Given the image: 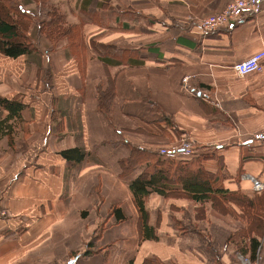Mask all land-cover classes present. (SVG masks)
Returning <instances> with one entry per match:
<instances>
[{"label":"crops","instance_id":"0c3cea01","mask_svg":"<svg viewBox=\"0 0 264 264\" xmlns=\"http://www.w3.org/2000/svg\"><path fill=\"white\" fill-rule=\"evenodd\" d=\"M228 1L53 0L65 24L78 27L83 53L69 58L66 38L49 49L32 23L33 54L42 58L40 67L49 64V84L43 68L25 67L26 56L0 53V98L20 96L25 104L21 117L8 122L12 143L0 139V264H142L147 257L163 264H241V248L264 264V235L253 223L258 214L262 222L263 208L246 213L248 206L230 198H253L248 175L264 182V140L251 138L264 126V60L258 72L239 76L233 69L264 50V0L253 15L201 33L199 19ZM109 90L112 100L100 105L99 94ZM173 124L197 140L199 154L210 155L203 167L226 177V192L214 194L224 211L209 198L153 191L144 207L157 238H142L129 180L118 176L114 158L126 154L122 139L156 152L177 134ZM73 147L86 153L78 163L60 154ZM201 204L205 214L195 218ZM113 205L127 218L107 216ZM181 210L197 224V240L174 227ZM100 223L103 252L74 256ZM241 231L240 240L226 239ZM250 237L260 241L254 258ZM207 243L215 246L214 258Z\"/></svg>","mask_w":264,"mask_h":264},{"label":"trees","instance_id":"16d2710c","mask_svg":"<svg viewBox=\"0 0 264 264\" xmlns=\"http://www.w3.org/2000/svg\"><path fill=\"white\" fill-rule=\"evenodd\" d=\"M43 4L47 0H42ZM48 19L39 21L38 33L45 36H54L60 38L65 36L69 42V46L75 47V50H82L81 36L79 29L75 25H67L64 22L63 16L54 7H48L46 11ZM33 13L26 11L20 4L19 0H0V53L5 57L16 59L20 56H27L32 58L33 53L38 51L35 43L31 40L28 34L30 22L33 20ZM71 48V47H70ZM69 54V52H68ZM112 93L102 91L99 94L101 98L100 105L104 100H112ZM0 107L6 111V116L0 118V139L3 136L9 137V142L12 143L13 138L11 131L14 127L10 125L9 120H17L21 117L20 112L25 107L21 97L15 96L13 99L0 98ZM165 120H169L165 118ZM124 146L127 147L129 153L126 157L119 158L118 176L129 180V188L133 194L135 206L139 212V231L142 238L156 239L153 233V227L147 224V211L144 207V200L151 192L157 191L166 195L167 191L173 189L176 192H181L193 200L212 199L215 202L214 194H223L226 192L223 182L226 179L224 174L220 171H208L203 165L204 156H210L202 153L198 156L183 158V159H170L163 157L156 152L146 149L145 147L134 146L128 141H124ZM60 154L67 160L78 163L85 157V152L80 147H73L62 150ZM137 167H143L142 171L133 174ZM233 202L241 206H248L246 213H254L255 206H258L264 212V190L255 193L253 198L243 195H230ZM255 208V209H254ZM254 209V210H252ZM244 212V211H243ZM201 215V209L198 214ZM107 216H112L115 222H120L127 218L122 209L118 205H113L109 208ZM260 214L254 216V224L257 229L264 235V219L259 221ZM106 221V219H105ZM256 221V222H255ZM104 228V226H103ZM252 229L249 226L248 233ZM102 228L100 227L96 236L86 243L85 250L81 253H75L74 256L88 257L93 254L103 252L102 248L97 245V240ZM242 235L246 234L242 232ZM197 234V233H196ZM241 235V236H242ZM199 236V233L197 234ZM235 238V236L228 233L226 239ZM264 238V236H263ZM97 246H96V245ZM240 247L243 242H238ZM260 246V241L257 237H250L249 247L250 255L255 257L257 248ZM210 255L213 258L214 245L207 243L205 245ZM211 248V249H210ZM244 255V250L240 249ZM212 252V253H211ZM106 257V252L103 253ZM142 264H163L156 257H147L143 260Z\"/></svg>","mask_w":264,"mask_h":264},{"label":"built area","instance_id":"2783aa9c","mask_svg":"<svg viewBox=\"0 0 264 264\" xmlns=\"http://www.w3.org/2000/svg\"><path fill=\"white\" fill-rule=\"evenodd\" d=\"M263 0H229L226 6L218 13L203 17L198 21V27L201 33H211L217 29L230 25L232 22L253 15L258 11V7ZM264 60V50H260L251 56L234 63L233 69L239 76H244L252 72L262 70ZM189 77L182 78L183 88L187 89ZM255 141L264 140V126L251 135ZM181 144L165 147H159L158 153L164 157L178 160L192 157L196 152L199 153V148L189 138L181 140ZM246 178V177H245ZM254 193H259L264 190V182L257 178L248 175ZM3 215L4 212H1ZM258 254V253H257ZM238 258L241 264H259L260 257L256 256L252 261L249 256L238 253Z\"/></svg>","mask_w":264,"mask_h":264},{"label":"rangeland","instance_id":"374dc122","mask_svg":"<svg viewBox=\"0 0 264 264\" xmlns=\"http://www.w3.org/2000/svg\"><path fill=\"white\" fill-rule=\"evenodd\" d=\"M19 2H20V4H21V6L25 9V10H27V11H31V12H33V13H35V15H34V17H33V20L30 22V25L32 24V23H35L36 24V27H38L39 26V21H41V20H43V19H48L47 18V15H46V11H47V9H48V7H51V8H55L58 12H60L61 14H62V12L60 11V9L58 8V7H56L55 6V4H54V2H53V0H47V3H45V4H43V2H42V0H19ZM62 16H63V14H62ZM63 19H64V16H63ZM64 22H65V20H64ZM30 27V26H29ZM28 34H29V29H28ZM45 36V35H44ZM29 37L31 38V36L29 35ZM32 37H33V34H32ZM49 41H50V47H49V49H53L54 47H55V45H56V43L58 42V40H60V39H63V38H66L65 36H63V37H60V38H55L54 36H45ZM31 40H32V38H31ZM33 41V40H32ZM68 41V40H67ZM71 47V48H70ZM66 51H67V53L69 52V58H72L73 59V51L74 52H76V53H83V51L82 50H80V52L79 51H77V50H75V47H73V42H72V45L71 46H69V42L67 43V45H66ZM30 55H34V56H36V59H33V58H31V56L30 57H28L27 58V56H26V58H25V67H27L28 66V64L32 67V68H34V69H39V68H43V67H40V61H42V58L40 57V56H38V55H36V54H30ZM37 58H38V60H37ZM36 67V68H35ZM49 68H50V66H49V64L48 63H46V65H45V67L43 68V71L41 72L42 73V77H43V79H44V82H48L49 80H50V73H51V71L49 70ZM53 68V67H52ZM185 77V76H184ZM189 77V76H188ZM51 81H49L47 84H49ZM109 93H110V90L108 91ZM111 97H113V96H111ZM112 111V109L110 110V112ZM164 118V117H163ZM171 131H174V132H177V134H175L174 136L173 135H171L172 137H171V140L169 141V144H163V145H161L160 147H162V146H165V147H170V146H174V145H179V144H181V140L182 139H185V137H189L196 145H199L198 143H197V140H195L191 135H189V134H183L182 132H178V130L175 128V125L173 124V126L171 125ZM116 142H118V141H115V143ZM120 143V146H122L123 145V148H124V150H125V152H126V154L125 155H123V156H116L115 158H114V162L115 163H117L118 162V160H119V158H122V157H126L127 155H128V153H129V150L127 149V147H125L124 146V141H123V139L119 142ZM111 144H114L113 142H111ZM122 144V145H121ZM200 149V148H199ZM200 151V150H199ZM198 155H200L199 153H195L192 157H194V156H198ZM142 169H143V167H137L136 169H135V171L133 172V174L135 175V174H137V173H139L140 171H142ZM211 200V202L213 203V205H215V207L218 209V210H221L222 212L224 211V209L222 208H219V207H217V202H214V200H212V199H210ZM144 202H145V200H144ZM200 209H201V215H200V213L198 214V211H200ZM138 211V210H137ZM182 211V213H181V216H179V217H177V219H175V222H174V227L176 228V230L180 233V234H187V233H184V232H190L189 234H187V235H182V236H188V237H190V235H193V237L197 240L198 239V237H197V234L199 233V228L197 227V224L196 223H194V224H190L189 223V221L186 219V210H181ZM106 211L104 210V213H105ZM139 213V212H138ZM205 214V208H204V205H200L199 207H197L196 208V213H195V218H196V216H198V215H200V216H202V215H204ZM140 217V216H139ZM104 219H106V217H104ZM103 219V221H104V223H105V220ZM113 220H114V218H113ZM115 222V221H114ZM105 226V225H104ZM102 228L103 229V225L100 223L99 225H97L96 226V228H95V230L93 231V234H92V236H91V239L93 238V237H95L96 236V234H97V232H98V230H99V228ZM138 227H139V223H138ZM197 233V234H196ZM240 233L241 232H239V234L238 235H236L235 237H236V239H238V240H240L241 239V235H240ZM90 239V240H91ZM89 240V241H90ZM244 243V242H243ZM96 245V244H95ZM237 247H240L239 246V244H238V242H237ZM97 246V245H96ZM75 253H73V255H74Z\"/></svg>","mask_w":264,"mask_h":264},{"label":"water","instance_id":"95a60500","mask_svg":"<svg viewBox=\"0 0 264 264\" xmlns=\"http://www.w3.org/2000/svg\"><path fill=\"white\" fill-rule=\"evenodd\" d=\"M73 261H74V259L70 260V262H69V263L71 264V263H73Z\"/></svg>","mask_w":264,"mask_h":264}]
</instances>
